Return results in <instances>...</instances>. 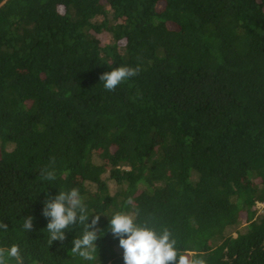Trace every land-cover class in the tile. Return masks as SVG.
Masks as SVG:
<instances>
[{
  "label": "trees",
  "instance_id": "1",
  "mask_svg": "<svg viewBox=\"0 0 264 264\" xmlns=\"http://www.w3.org/2000/svg\"><path fill=\"white\" fill-rule=\"evenodd\" d=\"M120 66L140 71L105 90ZM72 188L102 213L100 264H124L116 212L206 264H264V0H0V246L90 264L82 227L48 244L44 201Z\"/></svg>",
  "mask_w": 264,
  "mask_h": 264
},
{
  "label": "clouds",
  "instance_id": "2",
  "mask_svg": "<svg viewBox=\"0 0 264 264\" xmlns=\"http://www.w3.org/2000/svg\"><path fill=\"white\" fill-rule=\"evenodd\" d=\"M139 68L120 66L100 75L99 80L107 91H114L120 84L139 74ZM54 163V159L52 161ZM41 176L46 181H55L54 169L45 168ZM90 212L78 188L58 191L54 197L44 201L42 215L48 218L46 230L49 246L54 241H64L66 231L79 226L82 232L72 241L70 252L90 264H97L99 252L97 240L105 235L98 227L102 213H96L89 222ZM105 214V213H103ZM107 215V214H106ZM109 216V215H108ZM138 213L116 212L109 216L108 229L119 238L123 249L124 264H206L195 253H181L177 241L167 228L157 230L148 221L137 222ZM33 216H27L23 230L33 231ZM0 230L7 232L8 225L0 220ZM0 264H25L21 248L17 244L0 246ZM100 264V261H99Z\"/></svg>",
  "mask_w": 264,
  "mask_h": 264
},
{
  "label": "rangeland",
  "instance_id": "3",
  "mask_svg": "<svg viewBox=\"0 0 264 264\" xmlns=\"http://www.w3.org/2000/svg\"><path fill=\"white\" fill-rule=\"evenodd\" d=\"M260 208H264V206L263 205H260Z\"/></svg>",
  "mask_w": 264,
  "mask_h": 264
}]
</instances>
